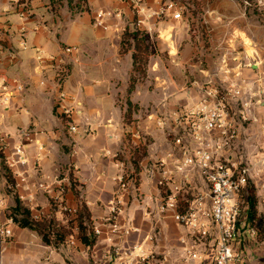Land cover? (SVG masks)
<instances>
[{"label": "crops", "instance_id": "crops-1", "mask_svg": "<svg viewBox=\"0 0 264 264\" xmlns=\"http://www.w3.org/2000/svg\"><path fill=\"white\" fill-rule=\"evenodd\" d=\"M17 1L0 0V150L9 166L21 147L27 163L9 166L17 195L0 175V220L8 218L20 198L33 216L41 213L66 226L69 219L59 202L82 203L92 229L99 228L101 235L86 246L74 228L75 246H69L67 238L54 247L15 224L13 237L0 242V264H212L216 236L196 242L188 228L162 214L158 174L152 178L149 169L162 161L172 169L198 147L191 124H177L174 118L200 101L210 80L224 93L242 87L244 101H254L263 87L264 37L260 32L250 37L242 27L237 31L236 24L249 21L240 4L223 0L207 5L202 18L183 13L182 19L164 18L148 30L138 27L132 10L118 0ZM166 2L146 0L151 9ZM100 11L122 16L105 17V29L96 25ZM200 22L207 24L203 31L198 30ZM137 30L151 40L171 31V44L163 41V48H155L151 81H138L131 88L135 50L123 45L125 36ZM68 47L73 48L71 54L64 51ZM163 52L169 55L168 65L160 57ZM168 66L172 76L158 73ZM238 99L233 110L240 137L227 154L247 163L264 149V104L252 107L257 122H243ZM70 124L79 132H70ZM176 138L183 144L176 145ZM122 176L125 188L119 184ZM57 178L67 186L62 197ZM174 179L184 185L183 210L208 188L196 169ZM40 184L50 190H40ZM251 185L259 215L264 216V175L253 174ZM117 194L123 199L117 224L121 231L130 229L129 235L112 234L107 221ZM244 236L235 243L242 264H264L260 228L257 238L248 231ZM194 246L202 260L189 259Z\"/></svg>", "mask_w": 264, "mask_h": 264}, {"label": "built area", "instance_id": "built-area-1", "mask_svg": "<svg viewBox=\"0 0 264 264\" xmlns=\"http://www.w3.org/2000/svg\"><path fill=\"white\" fill-rule=\"evenodd\" d=\"M118 1L129 6L138 27L147 26L148 30H152L153 25L164 18L182 19L183 7L173 1H167L158 9L149 8L146 0ZM113 16L121 17L122 14L100 11L97 14L96 25L106 29L104 18ZM64 51L66 54H71L73 48L68 47ZM40 60L42 62L47 61L43 57ZM61 77H59L60 85ZM203 92V97L195 106L174 118L177 124L187 121L191 124V135L198 147L186 153L183 159L175 161L172 169L168 168L167 162H159L157 166H152L149 169V175L155 178L158 174L156 182L162 191L159 203V210L162 214L171 215L178 224L188 228L193 237L197 238L196 242H205L213 235L216 236L213 245L212 264H242L235 243L242 236L241 229L247 226L248 222L247 189L250 185L251 176L253 174L264 175V149L252 161L247 163L232 159L227 154L240 137L236 120L237 114L233 110V104H235L233 100L240 98L238 102L242 105V111L239 115L243 122H257L258 120L255 119L252 113V107L255 104L259 106L261 102L264 104V100H262L264 89L260 88L255 93V104L254 101H244V98L242 99V87H236L230 93H224L210 80L205 85ZM61 98L66 99L67 94L62 92ZM69 130L72 133L79 132V128L73 124L69 125ZM83 132L88 134L90 130L84 129ZM262 134L264 136V128ZM175 144L182 145V139L176 138ZM16 157L11 160V166L27 163L25 152L21 147L16 150ZM191 169H196L199 172L208 188L197 194L183 210L181 204L183 199L181 197L184 185L177 183L174 178L176 176L185 177ZM119 184L122 188L126 187L124 176L120 177ZM55 185L57 194L60 197L64 196L67 190L65 181L62 178H57ZM17 189V184H8V190L12 194L17 195ZM39 189L43 191L50 190L44 184H40ZM58 208L68 217L69 222L75 224L76 231H78L76 223L83 204L69 206L64 202H59ZM122 212L123 199L121 194H117L112 203L111 217L107 220L114 235H119L121 232L125 235L131 233L130 229L121 231L117 224ZM42 215L40 213L33 217L35 220H41L46 217ZM14 225V220L9 216L4 222L0 220V242L13 237ZM93 231L94 235H101L99 228H94ZM248 233L250 236L257 238L259 229L249 227ZM76 242L75 235L67 240L69 246H75ZM188 257L191 260L203 259L195 246L188 251ZM202 264L206 263L203 262Z\"/></svg>", "mask_w": 264, "mask_h": 264}, {"label": "rangeland", "instance_id": "rangeland-1", "mask_svg": "<svg viewBox=\"0 0 264 264\" xmlns=\"http://www.w3.org/2000/svg\"><path fill=\"white\" fill-rule=\"evenodd\" d=\"M167 1H173L179 6H182L184 15L190 12H195L197 16L202 18V16L205 15L207 11V5H213L215 3L219 4V2L223 0H167ZM235 1L238 4H240V9L245 11L247 18L249 19V21H246L245 23L236 24L235 27H237V31L242 27L246 29L250 37L254 36L256 33H259V32H260V36L264 37V6L262 5L263 4L262 0H235ZM183 13H182V17H183ZM201 22L197 26H198V30L203 31L202 26L206 27L207 24H202ZM235 32L236 30L234 31V33ZM168 34L171 35V31L162 32L161 39L159 40H157L156 38H154L153 40L148 39L146 38V32H141L139 30L133 33H128L125 36V42H124L123 47L131 48L135 50L136 74L133 75L132 77L133 79H131V82H133L134 80V82L137 83L138 81H147V79L151 81L150 74L153 68L152 65L154 61L157 60V55H156L155 50L158 48H163L161 44L163 41L169 45L171 44L169 43L171 38L170 39L167 38ZM205 39H206V43L210 46L211 43L208 42V38H205ZM237 50H238V47H237ZM160 57L163 59L165 64L168 65V62L170 61L169 55L163 52V53H160ZM171 67H172V64H171ZM167 70L168 71L163 70L158 73L163 74V75L169 74L172 76L173 75L172 70L171 68H169V66L167 67ZM261 88L264 89V85ZM263 98L262 100H264ZM253 103L254 104L256 103V99L254 100ZM255 106H256L255 107L256 109H261L260 108L261 105L258 106L255 104ZM262 114L264 117V110ZM263 128H264V125L262 126V129ZM250 224H252L253 226H258L260 228L261 235H264V226H263L264 216L262 215V213L261 215H259V212L257 211V214L254 217V220H251ZM250 224L249 222H247L246 224L247 226H244L243 229H241L242 238H243V234H245L244 237H246V233L249 227H251ZM241 226L242 224L239 227L241 228Z\"/></svg>", "mask_w": 264, "mask_h": 264}, {"label": "trees", "instance_id": "trees-1", "mask_svg": "<svg viewBox=\"0 0 264 264\" xmlns=\"http://www.w3.org/2000/svg\"><path fill=\"white\" fill-rule=\"evenodd\" d=\"M134 54V63L135 61ZM136 72V68H135ZM133 79V78H132ZM134 80L132 82L131 88L134 87ZM140 160V157L138 158ZM138 160V161H139ZM135 168L138 167V162L135 159ZM138 169V168H137ZM4 174L8 178V182L11 184H16L15 180L12 177L10 168L7 164V159L2 150H0V175ZM247 197H248V222L250 224L251 220H254V217L258 211V198L256 196L255 189L252 186H249L247 189ZM20 200L18 199V205L11 210L9 217L12 218L16 225L21 228L30 229L36 233H38L43 241L49 245H53L54 247H58L61 243H65L67 238L74 236V228L75 224L69 222L66 226H57V224L47 217L41 220H35L31 210L22 205ZM253 218V219H252ZM90 216L88 211L82 208L80 210L79 216L77 218V228H78V239H80L86 246H91L95 243L94 231L92 229ZM251 227H257L250 224Z\"/></svg>", "mask_w": 264, "mask_h": 264}, {"label": "bare ground", "instance_id": "bare-ground-1", "mask_svg": "<svg viewBox=\"0 0 264 264\" xmlns=\"http://www.w3.org/2000/svg\"><path fill=\"white\" fill-rule=\"evenodd\" d=\"M167 38H168V39H170V38H171V35H170V34H168Z\"/></svg>", "mask_w": 264, "mask_h": 264}]
</instances>
